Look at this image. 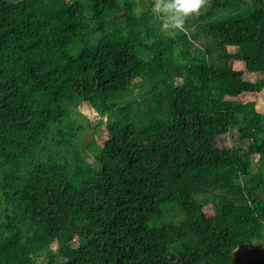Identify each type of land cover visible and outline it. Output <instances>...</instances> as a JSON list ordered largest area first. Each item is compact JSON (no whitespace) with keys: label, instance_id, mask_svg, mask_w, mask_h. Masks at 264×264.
<instances>
[{"label":"trees","instance_id":"trees-1","mask_svg":"<svg viewBox=\"0 0 264 264\" xmlns=\"http://www.w3.org/2000/svg\"><path fill=\"white\" fill-rule=\"evenodd\" d=\"M185 24L160 36L129 0H0V264H264V114L229 99L264 90V0Z\"/></svg>","mask_w":264,"mask_h":264},{"label":"rangeland","instance_id":"rangeland-1","mask_svg":"<svg viewBox=\"0 0 264 264\" xmlns=\"http://www.w3.org/2000/svg\"><path fill=\"white\" fill-rule=\"evenodd\" d=\"M129 1L133 4L134 12L137 16H140L142 13H145L151 10V14L157 18L156 14L153 12V5L155 3V0H129ZM207 3H208V0H207ZM207 3L204 5L202 10L206 8ZM183 30L187 31L188 33L195 31L194 27L192 26L186 28V24ZM157 33L160 36H164V37L172 36V34L163 33L160 29L157 31ZM241 67H242L241 63L234 64L235 71H242ZM244 76L245 77L243 78H245L244 79L245 81L254 83V79H253L254 76H251V75H248V76L244 75ZM229 99L238 100L242 103L251 102V100L253 99L255 103V109L257 110V112L264 114V90L260 92H244L239 97L229 98ZM256 103H257V106H256ZM80 115L84 116L86 119L81 118ZM72 117L76 118V120L80 121V123L82 124L84 132L79 137L85 143H89L90 141L94 140L97 143V145L100 146L101 141L107 138L106 130L103 126H100L99 129H97V131L94 132L95 131L94 127L100 124V119L90 109L89 106L85 105L84 103L81 104L76 110H74ZM234 139H230L229 135L220 136L217 138V145L221 146V144H226V145L232 146L233 144L232 140ZM245 145L246 144H244L243 147H246ZM81 155L86 158L88 163L92 164L94 162L92 154L88 150H83ZM204 211L207 215L209 216L212 215L211 206H207L204 209ZM234 256L243 259L246 263H251L252 261H254L255 259L259 257L258 255L254 256L250 252L249 248L247 247H242V248L237 249L234 252Z\"/></svg>","mask_w":264,"mask_h":264},{"label":"clouds","instance_id":"clouds-1","mask_svg":"<svg viewBox=\"0 0 264 264\" xmlns=\"http://www.w3.org/2000/svg\"><path fill=\"white\" fill-rule=\"evenodd\" d=\"M207 0H155L153 12L159 28L165 34H176L184 29L186 20L199 15Z\"/></svg>","mask_w":264,"mask_h":264},{"label":"crops","instance_id":"crops-1","mask_svg":"<svg viewBox=\"0 0 264 264\" xmlns=\"http://www.w3.org/2000/svg\"><path fill=\"white\" fill-rule=\"evenodd\" d=\"M236 64V63H235ZM241 66H242V64H241ZM241 68H243V67H241ZM242 70V69H241ZM246 76H248V75H246ZM245 77V76H244ZM245 79V78H244ZM253 79H255V78H253ZM255 81V80H254ZM251 101H253V99L251 100ZM254 102V101H253ZM256 106H257V103H256Z\"/></svg>","mask_w":264,"mask_h":264}]
</instances>
